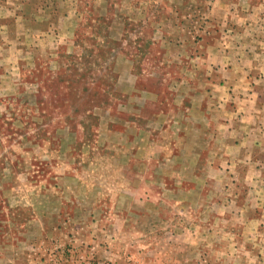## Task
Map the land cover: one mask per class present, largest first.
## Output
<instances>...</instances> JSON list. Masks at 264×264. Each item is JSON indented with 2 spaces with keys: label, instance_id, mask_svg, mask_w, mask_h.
<instances>
[{
  "label": "rangeland",
  "instance_id": "rangeland-1",
  "mask_svg": "<svg viewBox=\"0 0 264 264\" xmlns=\"http://www.w3.org/2000/svg\"><path fill=\"white\" fill-rule=\"evenodd\" d=\"M0 264H264V0H0Z\"/></svg>",
  "mask_w": 264,
  "mask_h": 264
}]
</instances>
